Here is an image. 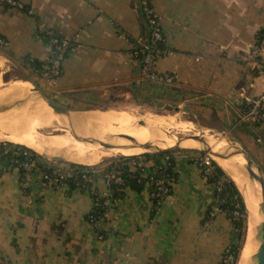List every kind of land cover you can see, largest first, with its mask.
<instances>
[{
    "label": "crops",
    "instance_id": "crops-1",
    "mask_svg": "<svg viewBox=\"0 0 264 264\" xmlns=\"http://www.w3.org/2000/svg\"><path fill=\"white\" fill-rule=\"evenodd\" d=\"M21 1L23 9L0 4V35L13 55L0 53V70L17 66L35 85L41 77L23 59H45L49 29L74 37L79 46L64 59L51 93L43 92L71 109L67 120L94 110L173 109L205 133L208 145L213 139L245 147L264 175V123L239 118V88L264 90L251 54L264 31V0H153L171 51L155 68L175 75L173 82L140 75L132 55L133 40L148 33L140 0ZM180 146L168 149L176 155L172 194L155 204L145 190L127 189L96 224L88 220L89 191L55 187L38 171L22 178L0 160V264H221L238 230L214 209L215 185L196 163L203 148Z\"/></svg>",
    "mask_w": 264,
    "mask_h": 264
},
{
    "label": "bare ground",
    "instance_id": "bare-ground-1",
    "mask_svg": "<svg viewBox=\"0 0 264 264\" xmlns=\"http://www.w3.org/2000/svg\"><path fill=\"white\" fill-rule=\"evenodd\" d=\"M10 89L14 92L5 95ZM36 90L31 83L19 79L8 88H4L0 82V109L10 107L0 112V141L23 144L43 156L85 165L97 164L112 153L132 155L151 148L167 149L187 143L185 138L170 137L167 130L170 125L155 120L151 123L148 120L137 122L131 119L115 122L108 115L89 113L83 116L80 113L75 115L73 122L71 119L69 121L55 113ZM61 129L67 130L68 134H57ZM3 132L6 135L2 136ZM99 141L111 143L114 147L102 150ZM191 146L204 148L200 143H192ZM212 153L227 171L232 172L247 208L250 209L245 242L237 264H254V256L260 247V225L264 222L260 208L261 185L257 181L254 185L244 180L238 167L235 170L229 158L220 151L213 150ZM244 168L243 177L246 175L251 180L246 162Z\"/></svg>",
    "mask_w": 264,
    "mask_h": 264
},
{
    "label": "built area",
    "instance_id": "built-area-1",
    "mask_svg": "<svg viewBox=\"0 0 264 264\" xmlns=\"http://www.w3.org/2000/svg\"><path fill=\"white\" fill-rule=\"evenodd\" d=\"M0 4L6 7L23 9L25 7L21 0H0ZM141 8L147 14L149 23L154 27L151 33V41L147 39L138 38L137 44L133 45L132 52L133 56H136L135 62L141 71V76L147 80L158 81V82H173L176 79L175 75H167L158 72L155 68L156 61L159 57L171 53L170 50L158 47V44H163L168 47V37L162 28L161 17L156 10L153 0H140ZM49 35V53L45 57L41 66L40 77L41 80L48 86H55L60 77L63 62L66 55L79 46L77 40L74 37L60 35L55 33L52 29L48 30ZM0 44L7 46L8 43L0 39ZM142 48L144 56L142 59L137 58L139 49ZM252 57L254 58V65L257 73L264 78V35L259 41H256L252 45ZM240 101L244 105L245 110L240 112L239 118L242 122H247L253 126H258L264 123V90L259 94H250L246 86L239 88ZM138 159L133 161V164L138 168L144 170L146 162L144 158L136 156ZM211 157L209 154L200 155L196 158V163L200 167L203 175L209 176L212 173ZM27 174L32 171H38L41 175V179L44 182L55 187L68 186L65 180L74 177V172L69 168H62L59 164L48 163L45 170H40L35 166V162H30L25 165ZM49 168H54L58 173L55 177H51L48 173ZM95 170H84L81 174V178L91 185L83 184L81 188L94 194L93 201L94 207L88 215V220L92 224H96V216L94 215V209L100 206L97 201L100 197H103L102 208L105 210L101 218L107 216L110 208L113 206L116 199L113 197V191L110 186L112 183L124 184L123 178L114 170L109 171L104 175L103 188L97 186L95 180ZM146 182L145 191L148 193L150 199L154 201L156 199L157 204H160L167 196L172 194L175 185L177 183V177H170L167 182L159 179L158 177L149 174L144 178ZM215 190L220 191L221 185H216ZM217 200V194H216ZM215 210H219L220 207L215 206ZM214 212H211V214ZM236 215L239 213L234 212ZM235 252L231 249V246H227L223 252L221 264H234Z\"/></svg>",
    "mask_w": 264,
    "mask_h": 264
},
{
    "label": "trees",
    "instance_id": "trees-1",
    "mask_svg": "<svg viewBox=\"0 0 264 264\" xmlns=\"http://www.w3.org/2000/svg\"><path fill=\"white\" fill-rule=\"evenodd\" d=\"M25 8V7H24ZM142 12L145 16L148 33L146 34V39L151 41V33L153 29V25L149 23V19L147 14L142 9ZM264 35V31H260L257 34V40L259 41ZM47 40H49V35L44 34ZM0 39L5 40L1 35ZM137 44V39L133 40V45ZM158 47L168 49L169 47L158 44ZM134 49H132V52ZM0 53L4 54L8 57H13L11 52L6 48V46L0 44ZM69 54V53H68ZM67 54V55H68ZM66 55V56H67ZM144 56V51L142 48L139 49V54L137 58L142 59ZM136 59V56H133ZM43 61H37L31 57H25L22 61L23 65L26 68L32 69L37 74L41 73V66ZM140 70V68H139ZM141 75V71H140ZM240 112L245 110L243 104L239 105ZM258 125L257 127H259ZM146 165L144 170L138 168L133 164V161L138 159L136 156L124 157L119 156L115 159L111 160L107 165L97 164V165H85L78 163H67L65 165H61L62 168L72 169L74 172V177L65 180L68 187L70 188H81L83 184L91 185L89 182L83 180L81 178V174L84 170H95V180L97 182V186L99 187V181L103 184V178L106 173L111 170L116 171L124 180V184L112 183L110 188L113 191V197L115 199L123 198L126 194L127 189H133L136 191L145 190L146 182L144 180L146 175L152 174L159 179L167 182L170 177H177V173L175 171L176 165V155L171 150L157 151L152 153H147L141 155ZM7 159L11 163V167L13 169H17L22 178L27 174V170L25 165L30 162H35V166L40 170H45L48 165V161L42 159L41 155L34 151L33 149L19 143H13L10 141L0 142V160ZM102 165H104L102 167ZM212 173L209 176H205L207 181L213 185H221V190L217 191V200H215V205L220 207L222 211L226 213V215L231 219L234 228L238 230L239 233V241L236 244H232L231 249L235 252V260L234 264L238 263L241 249L243 245L244 231L247 227V217H248V208L246 206L245 200L236 185V183L232 180V178L226 173V171L218 164L215 159L211 160ZM48 173L51 177H55L58 173L54 168H49ZM48 183V182H47ZM104 187V184H103ZM101 187V188H103ZM100 188V187H99ZM94 197V194H92ZM104 198L100 197L97 201L100 206L94 209V215L96 216L97 222L102 219L101 216L105 211L101 206ZM157 204L156 199L153 201ZM237 211L239 214L236 215L234 212ZM209 212V210H208Z\"/></svg>",
    "mask_w": 264,
    "mask_h": 264
},
{
    "label": "rangeland",
    "instance_id": "rangeland-1",
    "mask_svg": "<svg viewBox=\"0 0 264 264\" xmlns=\"http://www.w3.org/2000/svg\"><path fill=\"white\" fill-rule=\"evenodd\" d=\"M23 78H24V73L17 66H7L4 69L0 70V82H1V84H2V86L4 88H8L14 81H17L18 79L19 80H23ZM32 86L35 88V90L37 89L36 92L39 90V91L44 92L45 94L46 93L50 94L51 93L50 89H52L54 87V86H48L42 80L40 82H38L37 84L32 85ZM12 92H14L13 89L12 90L10 89L8 92L5 93V95L6 94L10 95ZM89 113H91V114H94V113L95 114H100V115H103V116H107L108 115L109 117H113L115 119V122H121L120 120H122V119H125V120L126 119H131L132 121H137V122H139L141 120H148L151 123L152 120H155V121L161 122L163 124L172 126V127L167 126V130L169 132V136L170 137L176 136L178 139L184 138V137H185V139H187L188 136H191V135H205V133H203L202 131L196 129L191 123L186 121L187 119L185 117L181 116L180 114L175 113V111L173 109L169 110V111H165V110H161V109L157 108L153 112L152 111L149 112L148 110L140 109V110H138V112H135L133 114L128 113L126 111H114V110H108V111L94 110V111H91ZM89 113H86V114H89ZM86 114H84V115L82 114V115L86 116ZM60 133L61 134L62 133L68 134L67 130L65 131L63 129H61V130H59V132H57V134H60ZM206 134L208 135L207 132H206ZM4 135H6V134L3 132L2 136H4ZM3 141H7V140H1L0 142H3ZM190 141H191V143H190ZM186 142H187L186 144H180V145H183V147H187L188 149L190 148L192 150H195V149L199 148V147H192L191 146L192 143H194V144H197V143L203 144L198 139H190V138L187 139ZM210 146L212 148V152H213V150L218 151V152L220 151V153L223 154V155H225L224 154L225 151H230L229 148H228L229 146H232L231 150H233V148L236 149V148H242L243 147V146H240V145L236 146V145L227 144L226 141H222L220 143L219 141H215L213 139L210 140ZM203 147L204 148H203V152H202L203 154L202 155L209 154L211 157H213V159H215L217 161V159L214 157L213 153L211 151L209 152L205 145ZM248 147L251 148V144L250 145L248 144ZM100 149L108 150V148H105L101 144H100ZM168 149H173V148L170 147V148L161 149V150L164 151V150H168ZM190 149H189V151H190ZM150 150L154 151L155 148H151ZM251 151L253 152V149ZM120 155H121L120 153H116V154L112 153L111 155H108V156L104 157L103 160L99 163V165L100 164H106L107 165L111 160L115 159L116 157H119ZM41 157H42V159L48 161L49 163L59 164V165H62V166L67 164V163H73V162H69V161H67V160H65L63 158H59V159L58 158H50L48 156H43V155H41ZM235 161H236V163H235ZM245 162H246L245 159L241 155H237V156H233V157L229 158V163L233 164L235 170L238 167V169L241 171L242 178L244 180L248 181V182L254 183V185H255L256 181L253 178L250 180V179H248L246 177V175H245L246 178L243 177L244 174H245L244 173V170H245L244 163ZM227 173L232 177V179L237 184L236 180L233 178L232 172L230 170H228ZM240 192H241V190H240ZM249 211H250V209L248 208V213H249ZM244 232L245 233H244V238H243V244H244V240H245V236H246V229H245ZM100 238H102V236ZM252 256H253V254H252Z\"/></svg>",
    "mask_w": 264,
    "mask_h": 264
},
{
    "label": "water",
    "instance_id": "water-1",
    "mask_svg": "<svg viewBox=\"0 0 264 264\" xmlns=\"http://www.w3.org/2000/svg\"><path fill=\"white\" fill-rule=\"evenodd\" d=\"M37 93L40 95V97L42 99H44L47 103L48 106H51L55 113L62 115L64 117H70V113H71V109L65 105H62L60 103H58L57 101H55L54 99H51L49 97H47L45 94H43L42 91H37ZM10 107H5L3 109H0L1 111H5L7 109H9ZM5 109V110H4ZM188 138L190 139H198L200 140L208 149V151L212 152V148L210 145H208L207 143V138L203 135H191L188 136ZM99 143L104 146L105 148L111 149L114 146L111 143H105L102 141H99ZM176 147H181L180 145H176L174 146V148ZM232 146H229L230 151H225L224 154L227 158H231L235 155H243V157L246 160V167L249 171L250 176L257 182L260 183L261 185V196H262V201L260 203V208L264 214V175L262 173V167L260 165H257L254 160L252 159V157L250 156V154L248 153V151L246 150L245 147L242 148H233V150H231ZM157 151H162L160 148H155L154 151L152 150H146L143 151L141 153H137V154H132V155H120V156H124V157H130V156H140V155H144L147 153H152V152H157ZM260 247L258 249V251L256 252L255 256H254V264H264V222L261 223L260 225ZM245 242V240H244Z\"/></svg>",
    "mask_w": 264,
    "mask_h": 264
}]
</instances>
